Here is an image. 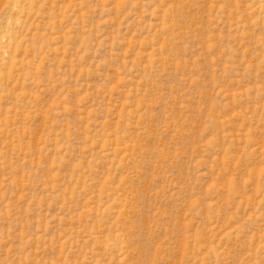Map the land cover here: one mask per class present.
<instances>
[{
  "label": "rangeland",
  "instance_id": "1",
  "mask_svg": "<svg viewBox=\"0 0 264 264\" xmlns=\"http://www.w3.org/2000/svg\"><path fill=\"white\" fill-rule=\"evenodd\" d=\"M0 264H264V0H0Z\"/></svg>",
  "mask_w": 264,
  "mask_h": 264
}]
</instances>
